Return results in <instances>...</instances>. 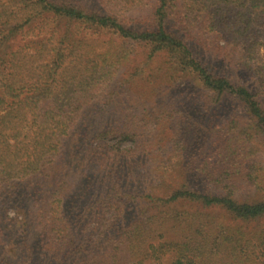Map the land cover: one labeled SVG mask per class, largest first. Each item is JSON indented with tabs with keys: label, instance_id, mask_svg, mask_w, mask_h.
Returning a JSON list of instances; mask_svg holds the SVG:
<instances>
[{
	"label": "trees",
	"instance_id": "16d2710c",
	"mask_svg": "<svg viewBox=\"0 0 264 264\" xmlns=\"http://www.w3.org/2000/svg\"><path fill=\"white\" fill-rule=\"evenodd\" d=\"M263 97L264 0H0V264H264Z\"/></svg>",
	"mask_w": 264,
	"mask_h": 264
},
{
	"label": "rangeland",
	"instance_id": "374dc122",
	"mask_svg": "<svg viewBox=\"0 0 264 264\" xmlns=\"http://www.w3.org/2000/svg\"><path fill=\"white\" fill-rule=\"evenodd\" d=\"M222 45L223 44H221V46ZM140 55L142 56V49H139L138 60L141 57ZM209 59H210L209 61L212 63L211 65L214 67L215 71L220 73V74H222L224 77L229 78L232 81H238V82L240 81V79H242L244 82H247L248 80H250V82L252 83L251 85H253V87H255V86L257 87L256 81L254 79H251L249 77V75H247L245 73L243 68L237 66L236 64H227L225 61H223L221 59L218 60L215 57H210ZM117 91H119V93H118L117 99L113 100V104L114 105L109 106V111H106L105 113H103V115L108 114L109 112L112 113V111L114 109L118 108L119 106H123V107H127L128 106L129 107V105H131V104L135 105V102L138 104L137 105V107H138L141 104L140 101L143 100L141 98H138V97L134 96L136 94H139V92H138L139 88L136 87V86H132L131 85V87H129V93L130 94L127 92V88H124L122 91L121 90H117ZM113 112L116 113L115 111H113ZM221 112L223 113L224 111L221 110ZM230 112H234L235 115H239L240 114L238 109L232 108L229 104L228 105L225 104V117L229 116ZM162 119H159L158 121H156V120L153 121L151 123V125L149 126L150 131L152 130V136L155 137V139H157L158 136L161 137L162 132H165V135H167L168 138L170 137V133L171 132L170 133L166 132L168 126L165 127V131H164L162 129H163V127L165 125H162V126L158 125L159 121H161V120H162V122L165 121L164 120L165 116H162ZM154 124H156V126ZM164 143H166V142H164ZM170 145H172V144L170 143ZM168 147H169V145L166 144L165 150H167ZM168 156H169V153H166L164 155V159L163 160L168 162ZM144 173H145V170L143 169L141 174H144ZM152 191H159V188H153ZM77 207H80V206H77L76 204L72 203V205L69 207V209L71 211H74L75 209H77ZM209 212H210V215H212L213 217L217 218L218 220L224 219V217H223L224 215L222 214V211L220 213V211H218L217 209H214L213 211H209ZM169 261H170V258L169 259H165L163 261V263H166V262H169Z\"/></svg>",
	"mask_w": 264,
	"mask_h": 264
}]
</instances>
